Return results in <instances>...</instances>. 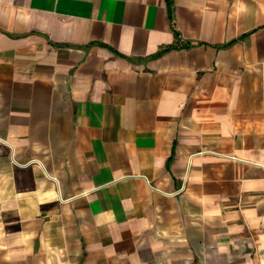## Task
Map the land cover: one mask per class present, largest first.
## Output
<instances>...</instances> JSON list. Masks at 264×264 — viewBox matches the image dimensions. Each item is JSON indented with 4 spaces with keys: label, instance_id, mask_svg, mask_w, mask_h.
Instances as JSON below:
<instances>
[{
    "label": "crops",
    "instance_id": "0c3cea01",
    "mask_svg": "<svg viewBox=\"0 0 264 264\" xmlns=\"http://www.w3.org/2000/svg\"><path fill=\"white\" fill-rule=\"evenodd\" d=\"M0 264H264V0H0Z\"/></svg>",
    "mask_w": 264,
    "mask_h": 264
}]
</instances>
